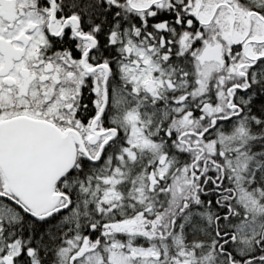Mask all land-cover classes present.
<instances>
[{
  "label": "snow or ice",
  "instance_id": "snow-or-ice-1",
  "mask_svg": "<svg viewBox=\"0 0 264 264\" xmlns=\"http://www.w3.org/2000/svg\"><path fill=\"white\" fill-rule=\"evenodd\" d=\"M0 264H264V0H0Z\"/></svg>",
  "mask_w": 264,
  "mask_h": 264
}]
</instances>
